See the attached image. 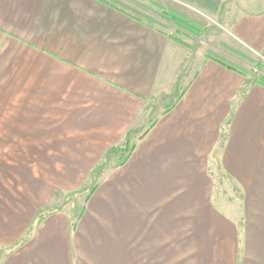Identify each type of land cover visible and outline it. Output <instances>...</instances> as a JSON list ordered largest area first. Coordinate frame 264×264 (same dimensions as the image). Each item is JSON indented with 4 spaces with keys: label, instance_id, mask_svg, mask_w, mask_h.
Masks as SVG:
<instances>
[{
    "label": "crops",
    "instance_id": "1",
    "mask_svg": "<svg viewBox=\"0 0 264 264\" xmlns=\"http://www.w3.org/2000/svg\"><path fill=\"white\" fill-rule=\"evenodd\" d=\"M174 1L264 54V0ZM186 51L96 0H0V157L92 174L134 144L69 210L0 201V264H264V88L208 59L185 78Z\"/></svg>",
    "mask_w": 264,
    "mask_h": 264
},
{
    "label": "rangeland",
    "instance_id": "2",
    "mask_svg": "<svg viewBox=\"0 0 264 264\" xmlns=\"http://www.w3.org/2000/svg\"><path fill=\"white\" fill-rule=\"evenodd\" d=\"M112 4L123 8L125 12L135 17L149 18L152 26L168 35H175L176 29L163 22L155 15L160 9L174 11L202 27L199 37L178 36L188 48L186 51V63L184 65L186 75L190 78L210 53L232 66L246 72V80L254 73L264 75L263 70H257V65L264 64L261 54L250 51L246 46L238 43L216 18L202 13L185 4L174 0H109ZM187 79V80H188ZM173 100L153 101L148 104V112L152 110V117H156L171 105ZM154 119V118H153ZM151 121V120H150ZM122 155L110 156L102 165V168L92 177L88 172L80 174L49 173L46 167L49 161L55 159H26L0 157V201H62V197L71 195L80 190H74V183L82 181L83 188L95 185L104 176L107 170L117 165ZM67 160V159H66ZM70 161V159H68ZM219 177H225L216 160ZM221 179V178H220ZM81 188V190L83 189ZM236 196L240 199V193L236 189ZM87 193L78 194L68 201L62 208L69 210L70 201H85ZM241 203V201H238ZM75 208L78 210L79 205ZM76 210V211H77Z\"/></svg>",
    "mask_w": 264,
    "mask_h": 264
},
{
    "label": "trees",
    "instance_id": "3",
    "mask_svg": "<svg viewBox=\"0 0 264 264\" xmlns=\"http://www.w3.org/2000/svg\"><path fill=\"white\" fill-rule=\"evenodd\" d=\"M96 1H98L102 4H105V5H108L110 7H115L117 9H120L123 12H125L123 10V8H120V7L112 4V2H110L109 0H96ZM125 13H127V12H125ZM129 15H131V14H129ZM155 15L158 16V18L160 20L171 25L174 29H176L175 35H168V34L164 33L163 31L156 29L154 26H152L153 21L149 18H145L146 21H144V20H142L141 17L138 18V17H135L133 15H131V16L134 17L139 22L144 23L149 28L157 30L158 32L164 34L166 37L180 43L181 45H183L186 48H188V46L184 42H182L178 36H185V37L192 36V37L197 38L201 35V33L203 31L202 27L199 26L197 23L189 20L188 18H186V17H184V16H182V15H180L174 11L167 10V9H160V10H158V12L155 13ZM261 56L264 59V54H262ZM206 59L212 60V61L216 62L217 64L227 68L228 70H231V71H234V72L240 74L244 78L247 77V74L245 71L232 66L228 62H226L220 58H217L210 53L206 54ZM257 67H258L257 70H263L264 71V64L260 63L257 65ZM251 85H258V86H261L264 88V75L254 73L250 79L245 81L244 87L241 90L240 100H242L245 97V95L248 91V88ZM166 110H168V108H166ZM230 121L231 120H228L227 124H229ZM226 139H227V129L224 128V130L222 131L221 137H220V141L218 143V148L214 153V157L223 151V146H224V142ZM133 147H134V144L131 140V133H128V135L124 141L123 147L118 148V149H111V151H109V152H115L116 154H118V153L121 154L122 157L119 160L118 165H122L127 160L129 154L132 152ZM106 161H107V159H106ZM101 168H102V166L94 169L92 171L91 176L93 177L96 174V172L98 170H100ZM93 190H94V185L93 186L90 185L89 187H85L76 193H72L71 195L66 196L64 198L65 199L64 201H69L73 197L77 196L78 194H82V193H87V197H86V200H87L89 198V195L93 192ZM50 212H52V211H50ZM48 213L49 212L39 215L38 221H41Z\"/></svg>",
    "mask_w": 264,
    "mask_h": 264
}]
</instances>
